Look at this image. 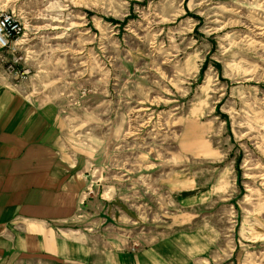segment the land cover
<instances>
[{
    "label": "rangeland",
    "instance_id": "obj_1",
    "mask_svg": "<svg viewBox=\"0 0 264 264\" xmlns=\"http://www.w3.org/2000/svg\"><path fill=\"white\" fill-rule=\"evenodd\" d=\"M0 13L21 27L0 71L18 72L28 98L105 112L124 145L139 123L168 197L160 212L139 185L136 230L181 224L201 233L203 257L264 264V0H0ZM110 195L88 179L74 232L90 230L85 201Z\"/></svg>",
    "mask_w": 264,
    "mask_h": 264
},
{
    "label": "crops",
    "instance_id": "obj_2",
    "mask_svg": "<svg viewBox=\"0 0 264 264\" xmlns=\"http://www.w3.org/2000/svg\"><path fill=\"white\" fill-rule=\"evenodd\" d=\"M22 83L0 71V264H236L235 256L203 257L196 229L133 227L139 185L148 186L160 212L168 197H160L168 190L155 178L150 148H140L139 123L124 145L119 137L127 132L121 124L109 126L105 112L90 116L71 111L66 99L28 98ZM91 176L107 188L110 201H85V214L93 217L82 224L90 230L76 233V199ZM151 209L149 217L156 214ZM128 219L130 238L123 235ZM129 240L138 243L133 252Z\"/></svg>",
    "mask_w": 264,
    "mask_h": 264
},
{
    "label": "built area",
    "instance_id": "obj_3",
    "mask_svg": "<svg viewBox=\"0 0 264 264\" xmlns=\"http://www.w3.org/2000/svg\"><path fill=\"white\" fill-rule=\"evenodd\" d=\"M21 34V27L19 24L14 21L11 15L7 13H0V50L6 51V52H13L14 51V43L17 40V38ZM18 72L13 71L12 75L13 77L17 76ZM24 71L19 72V76H22ZM137 248L136 243H132L128 250L130 252L135 251Z\"/></svg>",
    "mask_w": 264,
    "mask_h": 264
}]
</instances>
